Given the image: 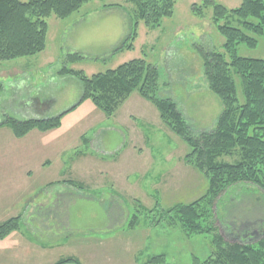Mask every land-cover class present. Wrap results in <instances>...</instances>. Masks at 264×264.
Listing matches in <instances>:
<instances>
[{"label": "rangeland", "instance_id": "1", "mask_svg": "<svg viewBox=\"0 0 264 264\" xmlns=\"http://www.w3.org/2000/svg\"><path fill=\"white\" fill-rule=\"evenodd\" d=\"M203 1L176 0L170 18L162 19L160 25L154 29H148L140 22L131 50L118 52L114 50L121 47L124 42L128 43L130 37L131 19L135 10L132 3L124 0H94L84 3L79 10L65 19L51 15L46 19L48 32L46 46L42 52L27 58L0 62V123L7 119L20 121L16 109L22 105L21 102L25 101L29 93L32 94L31 108L35 111H44L43 106L47 104V98L56 97L59 100L60 95H63V101L57 103L56 108L65 107L71 102L72 94L75 93L74 84L62 83L57 79L56 72L59 68L81 70L90 77L131 60L142 59L157 68L159 83L167 85L165 89L158 86L156 97L170 99L176 105L192 135L196 137L201 132L212 131L221 114L222 105L208 90L199 52L222 53L223 38L211 22L212 7L201 11L203 18H198L192 13L191 6H201ZM214 2L228 10L238 8L241 4V0ZM254 38L258 42L255 48L243 45L237 47L239 57L264 58V39ZM68 54H78L81 59L68 62L66 61ZM231 75L235 82L237 100L241 104L243 94L239 78L234 75L233 70ZM143 107H151L157 116L153 119L147 115L143 122L138 121L136 124L133 121L127 122L128 111L143 110ZM117 110L116 114L128 126L127 130L130 132L131 129H136L142 135L129 137L127 147L130 144L138 145L144 154L149 150L159 154L171 151L177 158L185 155V160L189 147L161 122L155 107L141 98L137 91L131 92L125 103ZM29 112L28 120H34L31 119L34 117ZM98 113L101 116L96 118L93 116L91 128L101 117L105 123L107 122L104 114L100 111ZM156 134L160 135L158 142L154 140ZM23 148L24 146L19 147L18 150ZM80 150L86 153L83 152L84 147L81 146ZM23 154L24 152L21 155ZM72 155L67 154L69 157ZM149 161L139 159L138 164L134 165L131 160L121 161L118 157L102 160L91 155L89 163L85 165L86 168L83 166L85 161L81 159L78 166H72L66 174L49 178L70 182L74 189L60 193L63 199L53 208L50 204L36 206V222L30 230L21 220L19 233L15 232L22 235V241L20 245L8 243L10 246L6 244L0 247V264H56L66 259L76 260L79 264L121 263V255L113 250V245H110V248L104 245H91V231L96 230L102 223L99 220L91 222V205L83 206L82 200L83 198L91 200V187H100L104 184L109 186L111 179H117V183H120L121 179H125L121 177L130 174L133 168L141 172L147 171L145 166ZM224 161L229 163L233 162V159L225 158ZM0 167H7V162L1 159ZM89 167L91 170L87 169ZM197 173L199 172L185 161L184 167L176 168L174 175L153 176L148 184L145 183L142 191L134 192L138 195L137 200L140 203L136 202L133 206L135 211L133 216L138 215L136 219L139 218L141 224L147 221L150 224L152 217L159 218L160 210L165 211L173 205L190 204L200 199L207 189V180L204 175L200 173L198 176ZM8 178L11 181V176ZM43 178L46 179L47 176ZM29 180L32 181V179L26 181ZM157 181L160 185H153ZM27 183H32L34 188L39 184ZM80 184L84 187L82 188ZM78 189H85L84 194ZM50 192L52 191L48 190V193ZM54 194L40 193L41 199L38 203L41 204L48 198L54 200ZM131 194L128 191L126 196ZM71 195L74 197L69 198ZM166 195L171 196L170 199H167ZM261 196L262 194L255 188L239 184L229 187L214 200L210 221L225 244H254L264 236V225L263 229L257 230H253L252 226L255 222L262 224L264 220V199ZM21 200L23 199L19 197L16 206L8 209L10 214L5 215L4 209L0 213V220H7L10 216L16 217L18 216L16 214L22 213L21 204L25 205V201L20 204ZM63 205L66 207L65 215L59 219L57 210ZM58 219L59 224L55 223ZM170 227L172 228H164L166 234L160 233L159 228L149 232L143 244L145 249L137 257V264H146L152 259V255L146 256L148 252L164 253L159 264H194L195 259L200 262L211 255L214 235L212 232L186 236L179 226ZM100 241L101 239L97 238L94 244Z\"/></svg>", "mask_w": 264, "mask_h": 264}, {"label": "trees", "instance_id": "2", "mask_svg": "<svg viewBox=\"0 0 264 264\" xmlns=\"http://www.w3.org/2000/svg\"><path fill=\"white\" fill-rule=\"evenodd\" d=\"M89 1L94 0H0V62L42 52L48 32L46 19L51 15L65 19ZM124 1L135 6L132 27L128 43L124 42L114 52L131 50L139 23L148 29L158 27L162 19L172 16L176 2ZM209 7H212L211 22L223 38L222 53L199 52L208 90L222 105L215 128L210 132H201L194 137L176 105L169 99L156 97L159 72L142 59L131 60L90 77L81 70L67 67H62L58 74L72 77L79 83L81 95L77 105L88 100L107 117L114 114L131 92L137 91L155 107L161 122L189 147L185 161L204 175L206 192L190 204L160 210L159 218L152 217L150 225L179 226L186 236L212 232L211 255L200 262L195 259L194 264H264V236L254 244H225L210 221L214 200L229 187L239 184L253 187L264 199V58L247 59L237 55L238 46L255 48L258 42L254 37L264 39V0H241L238 8L230 10L215 4L214 0H204L201 6L192 5L191 11L196 17L203 18L201 11ZM79 59L78 54L66 57L68 62ZM231 70L240 81L241 104L236 97ZM61 118L62 114L45 120L7 119L0 126H7L16 138H21L31 130L45 132L58 128ZM225 158H231L233 162H225ZM19 224L20 217L1 223L0 240L17 231ZM252 226L255 230V224ZM162 259L157 256L146 264H159ZM67 263L79 264L73 259L56 264Z\"/></svg>", "mask_w": 264, "mask_h": 264}, {"label": "crops", "instance_id": "3", "mask_svg": "<svg viewBox=\"0 0 264 264\" xmlns=\"http://www.w3.org/2000/svg\"><path fill=\"white\" fill-rule=\"evenodd\" d=\"M60 70L61 68L56 72L57 79L62 83L74 84L75 93L72 94L71 102L65 107L56 108L57 103L63 101V95H60L59 100L56 97L47 98V104L43 106L45 108L44 111H35L31 108L30 100L32 99V94L29 93L25 101L21 102L22 105L16 109V113L20 115V121L30 119L27 115L28 111H30L29 113L35 111L30 114L34 117L31 119L34 120H45L62 114L58 128L45 132L31 130L25 136L16 138L7 126L0 127V160L7 162V167H0V213L6 209L5 215L10 214L8 209L14 205L16 206V202L20 197V199H23L20 204L25 201V205L21 204L22 213L16 214L18 215L16 217H21L20 222L23 220L30 230L31 226L36 222L35 213H37V207L50 204V207L53 208L57 206L58 201L63 199V195L60 193L67 191V189L71 191L74 189L70 182L49 180V178L66 174V171L71 169L72 166L77 167L81 159L85 161L83 166L86 168L85 165L89 163L91 155L95 159L102 160L115 157H118L121 161L131 160L134 165L138 164L139 159H149L150 161L145 166L147 171L141 172V170L133 168L134 170L126 177L120 176L125 178L121 179L120 183H117V179H111L109 186L104 184L100 187H91V200L89 198H83L82 200L83 206L84 204L86 206L91 205V222L99 220L102 223L96 230L91 231V245H104L109 246V248L110 245H113V250L121 255V263L118 264H137V257L145 249L143 244L147 236H149V232L159 228L160 233L166 234L164 228L172 227L167 226L165 223L152 226L148 221L141 224L139 218L135 219L136 215L135 217L133 216L135 212L133 206L136 205V202H140L137 200L138 195H135L134 192L142 191L145 183L148 184L153 176L166 177L174 175L176 168L184 167L185 155L177 158L176 154L171 151L159 154V152L150 150L144 154L138 145L130 144L127 147V139L129 137H142V135L136 129H131L130 132L127 130L128 126L116 114L117 109L110 117L104 115L107 120L106 123L101 117L97 120L98 123L91 128L93 116L94 118L101 116L98 113L99 110L91 105L89 101H84L77 105L81 95V87L77 80L75 81L72 77L60 76L58 74ZM159 85L164 89L167 86L165 83H159ZM125 100L118 107L122 106ZM127 115V122L133 121L136 124L138 121L143 122L147 115L154 119L157 113H154L151 107H143V110L128 111ZM159 137V134L155 135V142H158ZM23 146L22 150H18L19 147ZM81 146L85 148L83 152L86 153L81 152ZM23 152L24 154L21 155ZM91 152L95 154H91ZM68 153L73 155L69 157L67 156ZM75 159L77 162H75ZM87 169L91 170L90 167ZM191 171L193 172V169ZM197 174L199 176L200 173ZM105 175L108 176L106 173ZM9 176H11V181L8 178ZM44 176H47V178H43ZM28 179H32V181H26ZM158 181L153 183V185H160ZM27 182H39V184L34 188L32 183ZM48 190L52 192L48 193ZM78 190L84 194L85 189ZM128 191L132 193L130 196H126ZM40 193H44V195L55 193V198L52 201L48 198V200L40 204L38 203L41 199ZM72 197L74 195L69 196V198ZM165 197L170 199L171 196L166 195ZM65 208L64 205L61 208L58 207V210L56 207L59 219L64 217ZM14 217L10 216L8 219ZM59 219L55 223H58ZM7 220L1 219L0 224ZM130 221L132 222L131 224L129 223ZM254 224L256 230L262 226L260 222H255ZM19 229L17 233H19ZM56 234L58 235V233ZM97 238L101 239V241L98 244H94ZM20 241H22V235L16 234L14 231L7 236V239L0 240V247L6 244L10 246L8 243H13L14 246L20 245ZM156 253L158 252L152 254L148 252L146 256L152 255L151 258L164 257L163 252L162 254ZM115 260L119 261L118 259Z\"/></svg>", "mask_w": 264, "mask_h": 264}, {"label": "flooded vegetation", "instance_id": "4", "mask_svg": "<svg viewBox=\"0 0 264 264\" xmlns=\"http://www.w3.org/2000/svg\"><path fill=\"white\" fill-rule=\"evenodd\" d=\"M228 235V234H227Z\"/></svg>", "mask_w": 264, "mask_h": 264}]
</instances>
